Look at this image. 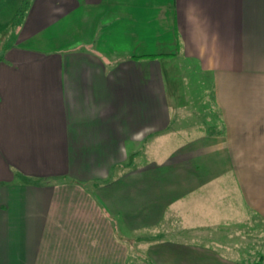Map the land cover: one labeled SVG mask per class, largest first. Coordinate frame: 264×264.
I'll list each match as a JSON object with an SVG mask.
<instances>
[{
	"label": "crops",
	"instance_id": "crops-1",
	"mask_svg": "<svg viewBox=\"0 0 264 264\" xmlns=\"http://www.w3.org/2000/svg\"><path fill=\"white\" fill-rule=\"evenodd\" d=\"M148 3L156 46L121 57L118 2L30 0L0 54V264H264V0ZM161 39L209 81L195 134Z\"/></svg>",
	"mask_w": 264,
	"mask_h": 264
},
{
	"label": "rangeland",
	"instance_id": "rangeland-1",
	"mask_svg": "<svg viewBox=\"0 0 264 264\" xmlns=\"http://www.w3.org/2000/svg\"><path fill=\"white\" fill-rule=\"evenodd\" d=\"M112 1L118 2L119 7L127 12L123 14L124 17H119L118 31H116L115 35L113 34L110 37V27L107 25L104 27L105 29H102V36L99 40L101 47L108 48L112 46L113 48L114 45L116 47L119 46V50H121L119 56L121 57L148 53L149 48L152 49L153 46H156L151 31L148 28V26H152L154 23V15L148 7V0H107V3ZM22 2L23 0H3L0 2V54L3 53L4 46L7 43H11L14 39L15 28H13V23ZM121 8L120 11L124 12ZM107 19L109 18L107 17ZM163 21L164 19L162 18L157 22L159 29V24ZM103 22L105 23L106 21ZM160 42L159 48H155L154 53H162L163 51L167 54L175 53L174 47L168 46L167 48L162 39ZM126 52L129 54H125ZM157 57L160 58L158 61L161 63L163 75H165L164 79H166L171 117H177V122L172 123V129L178 131L185 130L186 133L191 135L197 132V127L201 126L203 119L209 122L217 121L213 114L210 115L205 111L208 107L202 111L199 104V102H203L205 99L208 100V97H210V85L206 78H200L196 74L195 65L191 62L192 60H182L181 56L171 54L166 56L157 55ZM202 84L203 86H201ZM211 125L213 124L211 123ZM239 217H242V214H239ZM238 220V222L242 223L241 227L239 224H236L233 228H229L232 233L231 240L238 241L237 238L241 237L244 238L242 240L250 243V238L255 237L256 234L254 227L248 221ZM228 233H230L229 230ZM143 240L141 239V243L139 244L135 240L130 243L131 257L135 256L136 250L141 248V245L145 243ZM252 246L255 248L253 243Z\"/></svg>",
	"mask_w": 264,
	"mask_h": 264
},
{
	"label": "trees",
	"instance_id": "trees-1",
	"mask_svg": "<svg viewBox=\"0 0 264 264\" xmlns=\"http://www.w3.org/2000/svg\"><path fill=\"white\" fill-rule=\"evenodd\" d=\"M29 3H30V0H23L21 7L19 8L17 14L15 15L13 28H16L18 25L21 24L24 18L25 12L27 11L29 7ZM143 57H149V56H136L135 58H143Z\"/></svg>",
	"mask_w": 264,
	"mask_h": 264
}]
</instances>
